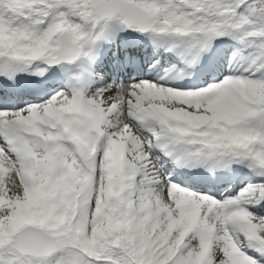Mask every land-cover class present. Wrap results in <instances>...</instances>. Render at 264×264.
Wrapping results in <instances>:
<instances>
[{
    "label": "snow or ice",
    "instance_id": "6c2138e0",
    "mask_svg": "<svg viewBox=\"0 0 264 264\" xmlns=\"http://www.w3.org/2000/svg\"><path fill=\"white\" fill-rule=\"evenodd\" d=\"M0 264H264V0H0Z\"/></svg>",
    "mask_w": 264,
    "mask_h": 264
}]
</instances>
